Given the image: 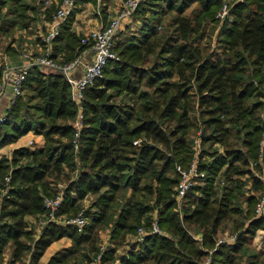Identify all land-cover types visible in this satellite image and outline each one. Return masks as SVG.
I'll use <instances>...</instances> for the list:
<instances>
[{
  "label": "trees",
  "instance_id": "16d2710c",
  "mask_svg": "<svg viewBox=\"0 0 264 264\" xmlns=\"http://www.w3.org/2000/svg\"><path fill=\"white\" fill-rule=\"evenodd\" d=\"M221 4L222 0L139 3L134 14L142 20L136 32L124 39L116 33L118 59H109L102 76L84 90L77 152L72 145L77 106L69 82L60 72L31 69L24 93L0 121V149L29 132L42 136L44 147L19 148L12 158H0V191L4 177L10 176L0 207V260L11 245L8 264H16L27 252L31 264H38L52 243L67 237L71 246L56 252L47 264H81L97 253L100 226H110L111 241L121 246L139 227L149 230L157 211L158 227L165 235L150 234L142 243L131 244L133 250L121 264H204L207 259L206 264H264V253L251 247L257 232L264 230V219L255 213L264 194L256 196L264 190V181L255 175L264 171V150L263 166L259 162L264 132V0L232 3L219 26L217 47H211L206 25L217 22ZM55 9L51 3L48 18ZM28 10L37 11L27 0H0V31L9 34L15 26H26ZM73 10L50 53L59 62L71 60L87 46L72 29ZM146 11L151 14L141 15ZM172 11L170 29L163 32V17ZM211 28L213 32L216 25ZM5 46L10 52V45ZM193 129L201 131L199 169L205 177L178 208L172 193L179 180L176 165L185 168L193 158ZM207 143L222 146V151L206 150ZM20 159L28 162L20 164ZM76 160L80 167L64 190L58 214L70 215L93 195L85 212L90 222L82 232L51 222L33 238L25 217L44 213L43 197L53 193L52 183L61 180L66 169H77ZM172 169L174 176H169ZM230 221L237 233L234 242L218 243L221 228ZM114 253L115 248L105 250L101 263L112 261Z\"/></svg>",
  "mask_w": 264,
  "mask_h": 264
},
{
  "label": "built area",
  "instance_id": "2783aa9c",
  "mask_svg": "<svg viewBox=\"0 0 264 264\" xmlns=\"http://www.w3.org/2000/svg\"><path fill=\"white\" fill-rule=\"evenodd\" d=\"M142 0H121L120 6L116 14L104 25L93 29L88 34L82 35L81 43L89 45L93 50V58L90 61L83 62L78 54L71 60L59 62L52 58L50 51L39 54H28L27 61L19 66L11 65L5 56L1 57V83L0 90L3 93L6 86L9 87L8 93V110L14 104L16 98L22 91L23 83L33 67H45L64 75L71 87V99L77 106V114L75 117L74 133L72 136V145L77 151L81 145L80 135L83 127V108L82 101L84 100V90L91 85L95 79L103 74V68L109 59H118V55L114 51L115 35L122 24L126 23L128 19H132L135 10ZM77 0H58L53 18L50 21L49 27L43 35V41L51 48L55 37L61 30V25L66 20L67 16L76 7ZM225 13V11L223 12ZM220 16H222V14ZM82 66V73L74 76L72 73L78 67ZM264 100V98H263ZM5 114L0 117V121L5 120ZM141 142L140 139L133 142L137 145ZM193 158L187 167L177 166L176 171L179 174V180L175 185V198L181 202L186 193L192 188L194 184L205 177V173L199 169V153L201 150V131L196 133L193 139ZM264 150V132L260 141L259 162L262 161V153ZM10 183V176L4 177V186L0 191V205L2 198L8 194ZM221 184V183H220ZM44 207L43 216L45 217L44 226L48 223H57L63 226H72L78 232H82L87 224L86 217L83 212L77 213L72 217H63L58 214L62 204V197L45 196L42 199ZM255 213L257 217L264 219V196L259 198ZM157 234L165 235L158 227L157 220L154 219L149 230L144 227H139L133 236V243L139 244L144 241L147 235ZM221 242V241H220ZM106 250V249H105ZM104 248H101L100 253L96 256V261H100Z\"/></svg>",
  "mask_w": 264,
  "mask_h": 264
},
{
  "label": "rangeland",
  "instance_id": "374dc122",
  "mask_svg": "<svg viewBox=\"0 0 264 264\" xmlns=\"http://www.w3.org/2000/svg\"><path fill=\"white\" fill-rule=\"evenodd\" d=\"M27 1H29L31 4L35 5L36 6V9H40L42 7V5H43V1L44 0H27ZM54 1L55 0H49L47 2V4L50 6L51 3L54 2ZM108 1H109V5L110 6L113 5V7H114V6H116V1L118 2V1H121V0H108ZM235 1H237V0H222V4H221L220 7H218V10L216 12V17H218L217 22H211V21H208L207 22V25H206V33H208L207 37L209 36V38H210L211 47H217V44L216 43H217V33H218L219 26L221 25V23L223 22V20L225 19V17L228 15L229 8L231 7L232 3H234ZM238 1H242V0H238ZM193 5L191 7H193ZM5 9H6V7L3 8V10H5ZM224 11H225V13H223ZM54 12H55V10L53 11V13ZM116 12H117V10L116 11H111V13L109 11L108 12L109 15H107V18L106 19H108V21H109L116 14ZM221 13H223L222 16H220ZM27 14L29 15V17H31V15L34 14V11L28 10L27 11ZM150 14H151L150 11H146V12H142L141 15H150ZM172 14H173V11L170 12V13H167L166 15H164L163 21H162L161 31L164 32L167 29H170V27L168 26V23H169V19L171 18V15ZM136 16H135V14H133L132 19H128L126 23L122 24V26L117 31V37H118V34H119V38L120 39H124L125 36H128V35L133 34L134 32H136L137 28L140 25L139 24L140 23V20H142L140 17H138V16L136 17ZM27 21H28V19H27ZM213 25H216V29H214V31L212 32V28L211 27ZM19 29H20V27H18V28L15 27L11 32H9V34L3 32V31H0V34H3V36H4L3 39H0V63H1V57H3L4 54L7 53L6 52V49H5V47H6L5 45L6 44L8 45V42L10 41L9 38L11 39L12 37H14L15 34L17 36L20 35V33H18V30ZM45 30H47V29H45ZM45 30L43 31V34H45V32H46ZM79 34L81 35V32ZM9 45H11V43ZM11 48L13 49V46H11ZM42 71H44V70H42ZM0 72H2L1 65H0ZM44 72L45 73H48L50 71H44ZM0 77H1V75H0ZM22 93H24L23 90L21 91L20 94H22ZM119 98H121V97H118V99ZM3 114H5V116H6V114H7L6 108H5V110L4 109L1 110L0 117L3 116ZM260 115L263 118L264 117V112H261ZM74 123H75V119L73 121V125H74ZM199 130L200 129H197V130L196 129H193L192 130V133L190 135V138H192L194 135L196 136V133ZM204 134L205 135H208L209 132H206ZM24 136L20 137L17 141H14V142H11V143H8V144L4 145L0 150H1V152H5L6 151L8 155H3V156L12 158L11 157L12 154L8 150L10 148H12L13 146H18V147L21 146V148H26V149L32 150L30 148V145H29V140L31 139V140L34 141V137H38L40 135H36L33 132H31L30 137L23 138ZM21 138H23V139H21ZM140 140L143 141L144 139L142 138ZM157 146L161 148L160 145H157ZM216 149H218L219 151H222V146H220L218 144L207 143L206 150H208V151H214ZM33 150L35 151V150H38V149L36 147ZM26 162H28V160H26V159H20L19 160V163L20 164H25ZM76 163H77V169L76 170L73 171V170L66 169L65 172H64V176L62 177V179L61 180L58 179L56 182L54 181L52 183L53 184L52 185L53 186L52 187L53 188V193L50 196L60 195L62 197V199H63V193H64L65 188L67 187V184L69 183V181L71 180L72 177H75L77 175L78 169L80 167V164H79L78 160H76ZM261 165L263 166V164H261ZM177 166L178 165H176V167ZM168 174H169V176H174V169L168 171ZM255 175L258 176V177H260L264 181V171L262 172L261 175H258V173L255 172ZM221 180H222L221 177H219L216 180L217 185L220 186L219 189H221V187H222V185L220 184L221 183ZM172 193H175V186L172 188ZM248 193H249V191H247V194ZM263 193H264V190L258 191L256 193V196L259 197ZM263 196H264V194H263ZM94 200H95V196L88 195L82 202L79 203L81 206H79V208L77 210L78 212L75 211V212L71 213L70 215L69 214H67V215L63 214L61 216H63V217H72V216H75L79 212H83L84 215H85V212L90 208V205H91V203ZM180 203L181 202L176 201V204H177L178 208L180 206ZM0 207H1V205H0ZM0 214H1V208H0ZM156 214H157V211H154L152 213V215H151V217L153 216L152 221L154 219H156ZM86 220H87V224H88L90 221L87 218H86ZM25 221L27 222L28 230H31L32 231V235H33L32 237L33 238H37V236L40 234L42 228L44 227L45 217L43 216V214H37V215L31 216V217L30 216L29 217L26 216L25 217ZM142 224H144V223H142ZM109 233H110V226L109 227L100 226L98 228V230H97V239L98 240L96 242V247L98 248V251L95 254L94 253H90L89 254V258H90L89 261H82L81 264H103V263H101V260L100 261H96V256L100 253L101 248H104V250L105 249L108 250V249L115 248V253H114L113 260L110 261L107 264H121V259L124 256H127L129 251L133 250L131 244H133V236H134L135 233L134 234H130V235L128 234L126 236L125 240H124V243H122L121 246H116L115 243L111 241V238H110V234ZM236 234L237 233H235V231H234V224H233L232 221H230L229 223L226 224V226L224 228H221L220 234H219V236L217 238L218 243H220V241H221V242H226L228 244L229 243L231 244V243L234 242V240L236 238ZM68 242H70V244L67 245V247L60 248L57 251H54L53 254H52V256L56 252H58L60 250H63L65 248L70 247L71 244H72L71 243V240L68 241ZM64 244H66V243H64ZM251 247H252V249L254 251H257V252H260V253H264V232H262V230H261V232L260 231L257 232L255 238L252 241ZM11 252H12V247H11V245H8L6 247L3 255L1 256L0 264H8L9 263V260L11 259ZM78 262L79 263H77V264H80V261H78ZM208 262H209V259H207L204 262V264H206ZM16 264H31L29 252H27L24 255V257L19 262H17ZM38 264H47V263L44 261V259L41 258L39 260V263ZM71 264H72V262H71Z\"/></svg>",
  "mask_w": 264,
  "mask_h": 264
},
{
  "label": "crops",
  "instance_id": "0c3cea01",
  "mask_svg": "<svg viewBox=\"0 0 264 264\" xmlns=\"http://www.w3.org/2000/svg\"><path fill=\"white\" fill-rule=\"evenodd\" d=\"M49 0H44L43 5L40 9H37V11H34V14L31 15V17H28V21L26 22V26L21 27L18 30V33L20 35H14L11 39L9 38L8 44L11 43L10 47L13 46V49L11 48L10 52H7L4 54L6 59L11 65L19 66L23 63H25L28 59V54H39L44 53L46 51L52 52L54 44L51 46V48H48V46L43 41V31L45 29H48L51 19L53 18V12L49 14V18L47 16V9L49 5L47 4ZM45 2V3H44ZM57 6L58 0H55L52 2ZM121 1H116V6L113 7L109 5L108 0H77L76 7L73 10V16H72V29L79 34L81 32V35L88 34L93 29H96L104 24L107 23L108 19L107 15L110 11H116L118 10L120 6ZM107 20V21H106ZM106 21V22H105ZM19 27V26H15ZM46 31V30H45ZM4 32V31H3ZM80 35V34H79ZM3 34H0V39H3ZM80 57L82 58L83 62L90 61L93 58V50L89 45L85 46L80 51ZM41 70L44 71H52L51 69L45 68V67H38ZM82 73V66H78L74 71L73 75L78 76ZM0 75H2V72H0ZM1 78V77H0ZM1 83V79H0ZM4 92L2 93L0 90V113L1 110L8 111V93L10 91L9 87L6 86L4 88ZM4 115V114H3ZM30 133L25 135V137H30ZM21 138V139H23ZM20 139V140H21ZM31 151H34L33 149L37 147L38 150H41L44 146V140L42 136L34 137L33 140H29ZM21 148V146H13L8 151H10L11 154L15 150H18ZM30 150V149H29ZM3 155H8L7 152H1L0 150V158L5 157ZM12 157V155H11ZM10 158V157H7ZM29 217V216H28ZM31 217V216H30ZM261 232V230H259ZM264 232V230H262ZM39 236V235H38ZM37 236V237H38ZM66 241V242H65ZM69 238L64 237L54 243H52L44 252L43 256L41 257L44 259V261L47 263L49 258L52 256L54 251H57L60 248L67 247V245L70 244ZM66 243V244H64ZM46 259V260H45Z\"/></svg>",
  "mask_w": 264,
  "mask_h": 264
}]
</instances>
